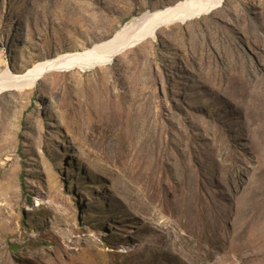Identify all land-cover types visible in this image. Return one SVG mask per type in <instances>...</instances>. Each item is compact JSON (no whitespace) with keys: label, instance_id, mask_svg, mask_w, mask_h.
<instances>
[{"label":"rangeland","instance_id":"obj_1","mask_svg":"<svg viewBox=\"0 0 264 264\" xmlns=\"http://www.w3.org/2000/svg\"><path fill=\"white\" fill-rule=\"evenodd\" d=\"M185 1L0 0V264H264V0L54 62Z\"/></svg>","mask_w":264,"mask_h":264},{"label":"bare ground","instance_id":"obj_2","mask_svg":"<svg viewBox=\"0 0 264 264\" xmlns=\"http://www.w3.org/2000/svg\"><path fill=\"white\" fill-rule=\"evenodd\" d=\"M224 1L225 0H188L174 5L173 8H166V11L145 12L136 17H133L130 21H128L127 27L124 29V31L116 35L113 39L96 45L94 47L96 49V52L94 51V54H92V50L88 51L89 54H87L88 52L84 51L76 52L79 55H71L70 53H66L60 56L59 60L55 59L54 62H57L58 64L68 62V57H73L72 62L74 63H77L75 62L76 60L80 62H87L92 60L93 57L97 59L105 58L109 54L111 55L113 52H115L118 48H124L128 43L141 42L144 39L145 35H147V32H153L158 30L162 26H168V24L166 23L167 21H164L165 18L162 17V15L165 13H170V15L172 16V21L174 20L175 22H177L181 19V17L185 18L186 14H188L190 17L204 14L203 12L201 13V10H203L204 8H207L208 10H214L215 8L220 7ZM191 11L192 13H189ZM147 23L155 24L151 25L147 29L142 28V26ZM51 63L52 62H49L47 64V67H50ZM57 63L55 65H57ZM19 78L22 79L18 80V82H22L24 80L25 82L29 81L31 83L34 78L36 79V73L23 75ZM9 79L10 77L8 76L7 78H4L3 81L7 82L9 81ZM15 81H17V79Z\"/></svg>","mask_w":264,"mask_h":264},{"label":"trees","instance_id":"obj_3","mask_svg":"<svg viewBox=\"0 0 264 264\" xmlns=\"http://www.w3.org/2000/svg\"><path fill=\"white\" fill-rule=\"evenodd\" d=\"M215 9H217V8H215ZM215 9H214V10H215ZM209 11H212V10H209ZM209 11H207L206 13H208ZM206 13H205V14H206Z\"/></svg>","mask_w":264,"mask_h":264}]
</instances>
